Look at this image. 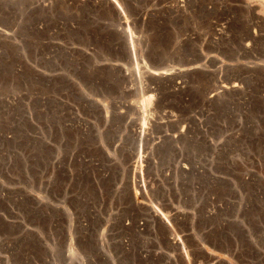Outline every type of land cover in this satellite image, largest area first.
Returning <instances> with one entry per match:
<instances>
[{"label":"rangeland","instance_id":"1","mask_svg":"<svg viewBox=\"0 0 264 264\" xmlns=\"http://www.w3.org/2000/svg\"><path fill=\"white\" fill-rule=\"evenodd\" d=\"M104 1L0 0V264H264V0Z\"/></svg>","mask_w":264,"mask_h":264},{"label":"bare ground","instance_id":"2","mask_svg":"<svg viewBox=\"0 0 264 264\" xmlns=\"http://www.w3.org/2000/svg\"><path fill=\"white\" fill-rule=\"evenodd\" d=\"M92 1H93V2H92ZM94 1H95V2H94ZM111 1H112V0H111ZM114 1H115V0H114ZM91 2H92V3H95V4H93L92 6L98 8L99 10H100V9H101V10H102V9H106L105 7H107L108 4H110L108 1H104V0H91ZM90 5H91V4H90ZM112 6H113V5H112ZM98 9H97V10H98ZM94 10L96 11V9H94ZM97 12H98V11H97ZM2 19H3V17H2ZM6 19H7V18H6ZM9 19H10V17H9ZM4 21H5V20H3V21L0 20L1 23L4 22ZM6 22H7V21H6ZM6 22H4V23H6ZM4 23H3V24H4ZM8 23H9V22H8ZM8 23H7V24H8ZM10 23H11V22H10ZM12 24H13V23H12ZM5 25H6V24H5ZM5 25H4V26H5ZM13 25H14V24H13ZM13 25H12V27H13ZM6 26H7V25H6ZM6 26H5V27H6ZM8 26H10V25H8ZM10 27H11V26H10ZM6 28H7V27H6ZM11 30H12V29H11ZM12 31H13V30H12ZM0 33H1V32H0ZM8 37H9V36H8ZM130 38H131V37H130ZM163 38H164V37H163ZM108 39H109V38H108ZM110 39H111V38H110ZM236 87H237V86L234 85V86L231 87V88L234 89V88H236ZM222 88L226 91V93L229 92V89H231V88H229L228 86H223ZM233 89H232V90H233ZM234 91H235V90H233V92H234ZM235 92H236V91H235ZM220 99H221V98H220ZM214 101H215V100H214ZM237 108H238V107H237ZM141 127H142V126H141ZM134 132H135V131H134ZM138 133H139V132H138ZM136 136H137V135H136ZM229 136H230V135H229ZM131 160H132V159H131ZM167 223H168V222H167ZM168 224H169V223H168ZM163 225H164V224H163Z\"/></svg>","mask_w":264,"mask_h":264},{"label":"built area","instance_id":"3","mask_svg":"<svg viewBox=\"0 0 264 264\" xmlns=\"http://www.w3.org/2000/svg\"><path fill=\"white\" fill-rule=\"evenodd\" d=\"M79 241H81V240H79ZM69 243H71V244L73 245V247H74V245L76 244V241H72V240H71V242H69ZM69 243H68V244H69ZM74 248L76 249V251H78L76 247H74ZM74 254H77V252L74 253ZM67 257H68V255H67ZM93 264H95V263H93Z\"/></svg>","mask_w":264,"mask_h":264}]
</instances>
